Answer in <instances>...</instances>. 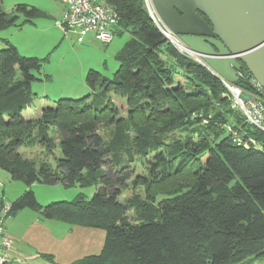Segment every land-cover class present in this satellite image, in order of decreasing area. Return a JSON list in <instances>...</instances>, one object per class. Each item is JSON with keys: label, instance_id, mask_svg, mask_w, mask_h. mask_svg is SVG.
I'll use <instances>...</instances> for the list:
<instances>
[{"label": "trees", "instance_id": "trees-1", "mask_svg": "<svg viewBox=\"0 0 264 264\" xmlns=\"http://www.w3.org/2000/svg\"><path fill=\"white\" fill-rule=\"evenodd\" d=\"M97 1L117 13L115 35L130 38L116 53L119 67L113 79L88 72L92 94L61 98L43 108L39 120L28 121L23 112L37 96L32 83L51 81L42 74L48 58L22 56L9 41L0 51V169L28 187L60 183L67 189L95 186L97 191L90 200L80 193L73 201L47 206L25 191L10 204L9 216L29 209L47 220L106 232L100 254L71 264L264 261V135L231 108L222 80L169 42L152 20L146 0ZM3 2L0 33L48 18L27 4L8 13ZM237 85L252 90L244 81ZM111 93L126 99V119L117 118ZM203 118L209 120L206 125ZM103 124L114 127L109 140L99 133ZM226 126L254 139L261 149L239 146ZM184 127L196 129L197 137L164 142ZM132 141L142 155L155 154L148 177H134L130 166L104 170L108 157L130 148ZM36 144L50 154L60 145L56 168L48 161L38 168L20 153L21 147ZM133 180L145 185L150 202L131 201L139 223L127 219L118 200Z\"/></svg>", "mask_w": 264, "mask_h": 264}, {"label": "rangeland", "instance_id": "rangeland-1", "mask_svg": "<svg viewBox=\"0 0 264 264\" xmlns=\"http://www.w3.org/2000/svg\"><path fill=\"white\" fill-rule=\"evenodd\" d=\"M148 2L149 4L146 2L148 11L150 12L151 9L154 12L155 10L151 0H148ZM38 21L50 22L47 19H39ZM52 22L54 23L55 20H52ZM24 27L19 29L15 28L18 30L14 31L15 34L13 40L18 45L16 47L19 53L25 57L39 59L48 58L44 63L42 74L45 76H51V81L45 80L43 82L32 83V91L35 94H38L33 100L32 113L39 110L40 102L46 101L44 97L45 95L52 97V99L59 100L61 98L80 99L92 94L93 91L86 82V77L90 70L97 71L106 78L113 79L114 74L119 67V63L115 59L116 53L130 38L129 34L124 33L122 35H115L111 43L103 44L97 41L93 35H90L86 38L84 44L79 45L76 42L75 36H61L56 44H51L48 39L55 34L58 35V31L56 32L55 29L41 31L34 29L29 25ZM3 34V32L0 33V38H3ZM172 45L180 53L184 54L181 52L179 46ZM5 47L6 45L4 41L0 39V51L5 49ZM84 86L86 90L81 92L83 91ZM110 98L119 110L117 118L126 119V108L123 105V102L126 103V99L113 93L110 94ZM113 128V126L103 124L99 129V133L105 140H109ZM52 135L57 137L54 132ZM188 135L197 137L198 133L193 127H184L170 134L164 139V142L173 143L177 140H184ZM132 138H134L133 133ZM211 138H213V136H211ZM131 143L130 148L119 151L116 157H113L112 155L109 156V163L105 165L104 170L108 171L112 168L120 169L123 166H130V169L134 171V177L138 175L147 178L150 168L148 163L155 161V154H149L147 156L142 155L134 142L132 141ZM44 149L45 148H43L42 144H36L29 147H21L20 153L24 158L34 161L38 168L39 164L43 161H48L54 168H56L58 158L62 156L60 145H57L53 149V154H50L49 152L46 153ZM205 158L202 159L203 162ZM0 182L4 185L3 189L0 190V202L4 200V202L8 201L12 203L24 194L25 191H32L35 194L37 201L42 206H47L52 202L73 201L80 193H82L87 200H90L97 191V187L95 186L86 188L77 186L72 189H67L60 183L49 185L37 182L31 187H28L23 182L14 180L8 172L1 169ZM134 182L135 181L133 180L127 183L126 188L118 200L126 208L127 219L130 222L139 223L140 216L133 208V203L131 201L138 199L143 202L146 201L148 204L150 202L147 201L145 185H137ZM3 196L5 197L4 199ZM161 198L162 196L158 197L159 200ZM46 220L47 219H44L39 213L26 209L20 211L16 218L15 216H9L5 220V228L12 236L19 239L20 247L25 250H34L35 245L37 246L39 243L42 231V228L39 226L41 222L48 221ZM57 224L66 228L68 226L60 222ZM94 230L100 236L98 237V247L100 248L95 250L96 255H98L104 246L106 232L101 229ZM253 264H264V261H255Z\"/></svg>", "mask_w": 264, "mask_h": 264}, {"label": "water", "instance_id": "water-1", "mask_svg": "<svg viewBox=\"0 0 264 264\" xmlns=\"http://www.w3.org/2000/svg\"><path fill=\"white\" fill-rule=\"evenodd\" d=\"M151 2L164 35L174 45L171 37L178 39L181 52L222 81L253 79L264 91V0Z\"/></svg>", "mask_w": 264, "mask_h": 264}, {"label": "built area", "instance_id": "built-area-1", "mask_svg": "<svg viewBox=\"0 0 264 264\" xmlns=\"http://www.w3.org/2000/svg\"><path fill=\"white\" fill-rule=\"evenodd\" d=\"M66 4V10L63 13L61 21L57 25L65 34L75 32L77 34L76 42L82 44L86 38L93 35L94 38L103 43L109 44L115 36L116 26L119 17L114 9L97 0H62ZM156 26L166 35V31L160 21L157 13L150 9L149 12ZM249 85L252 90L242 89L238 85H232L222 81L228 91V98L231 102V108L242 112L246 123L256 128L264 135V91L252 79ZM195 117L201 114H194ZM203 124L208 120L203 118ZM232 134L233 140L239 146L244 148L261 149V146L252 138H243L241 133L231 126H226ZM4 185L0 182V190ZM10 204L0 202V264H12L11 252L14 247V239L5 231V220L9 217ZM23 263V259L16 260Z\"/></svg>", "mask_w": 264, "mask_h": 264}, {"label": "crops", "instance_id": "crops-1", "mask_svg": "<svg viewBox=\"0 0 264 264\" xmlns=\"http://www.w3.org/2000/svg\"><path fill=\"white\" fill-rule=\"evenodd\" d=\"M18 4H27L47 13V20H49L50 22H41L42 20L38 21L39 19H37L33 22L32 25L30 24L29 26L41 31H48L51 29H55L56 32L58 31V35L55 34L54 36L48 39L51 44H56V42L59 41L61 36H75L77 38V34L75 32L65 34V32L60 29L57 25V22L61 21L63 13L66 10V4L62 0H4L2 8L6 12L11 13L15 10ZM52 20H55V25ZM16 30L18 29L11 28L2 31L4 33V36L0 39H2L4 43L6 41H9L10 43L12 42L15 47L18 46L17 43H15V41L13 40L15 34L14 31ZM85 90L86 88L84 86L83 91L81 92H84ZM44 97L46 101L40 102L39 110H37V112H31L32 106L28 107L23 112V116L26 120L37 121L40 119L43 108L55 106V102L57 100L52 99V97H49L48 95H45ZM4 198L5 197L3 196V199ZM5 202L7 204H11V202ZM19 213H17V215ZM17 215L15 216V218L17 217ZM59 222L60 221L54 220L41 222L39 227L42 228L43 232L41 231L39 243L37 244V246L35 245L34 250H25L20 247L19 239H17V237L15 236H12L5 228L6 233L10 235L15 242L13 251L11 252V257L14 260L12 264H71L86 256L96 255L95 250L100 248L98 247V237L100 236L99 234H97L94 228L71 226L60 222L69 226H67L66 228L57 224ZM45 256H52L53 261L49 260ZM18 259H23L24 262H16V260Z\"/></svg>", "mask_w": 264, "mask_h": 264}, {"label": "bare ground", "instance_id": "bare-ground-1", "mask_svg": "<svg viewBox=\"0 0 264 264\" xmlns=\"http://www.w3.org/2000/svg\"><path fill=\"white\" fill-rule=\"evenodd\" d=\"M171 38H172V40L175 42V44H176L177 46H179V47H181V48L184 49V46L178 41V39H176V38H174V37H171Z\"/></svg>", "mask_w": 264, "mask_h": 264}]
</instances>
